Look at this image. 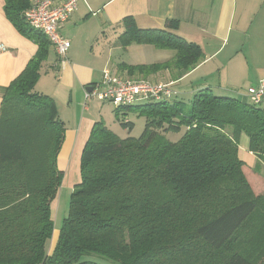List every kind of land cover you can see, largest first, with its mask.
I'll list each match as a JSON object with an SVG mask.
<instances>
[{"label": "trees", "instance_id": "trees-1", "mask_svg": "<svg viewBox=\"0 0 264 264\" xmlns=\"http://www.w3.org/2000/svg\"><path fill=\"white\" fill-rule=\"evenodd\" d=\"M35 2L5 0L4 7L38 51L0 92V264H98L85 259L91 256L115 264H264V185L250 184L240 148L246 136L256 170L264 167V108L247 95H214L210 87L196 91L184 112L177 99L126 107L145 118L139 138L93 125L68 215L47 253L67 129L55 99L36 91L53 46L26 22ZM121 25L123 49L174 52L161 63L121 65L129 76L168 72L178 81L204 58L199 45L179 36V21L141 29L129 17ZM122 123L133 130L128 119ZM181 132L176 142L165 138Z\"/></svg>", "mask_w": 264, "mask_h": 264}, {"label": "crops", "instance_id": "crops-1", "mask_svg": "<svg viewBox=\"0 0 264 264\" xmlns=\"http://www.w3.org/2000/svg\"><path fill=\"white\" fill-rule=\"evenodd\" d=\"M64 1L54 0V6ZM4 7L5 0H0V92L24 71L38 51L36 41L9 20ZM129 17L141 29H163L167 21H179V36L202 48V62L174 84L188 81L187 87L196 88L192 95L208 87L212 90L218 87L220 95H227L234 88V79H248L245 75L254 66L257 71L264 68V0H82L61 30L62 36L71 43L66 58L59 59L52 47L36 87L39 93L55 99L59 114L74 102L79 104L87 88L101 82L104 70L131 77L121 70V65L129 64L116 56L128 53L133 46L123 49L118 45L123 31L121 23ZM248 35L257 41L255 46L250 41L246 52L243 48ZM159 74L163 75L161 78L170 76L168 72ZM97 120L98 116L91 114L82 118L79 130L66 131V136H71L68 152L65 157L59 156L58 166L65 172V181L68 177L73 180L72 185L80 181L82 151ZM245 137L240 141L241 156L247 164L257 167V157L249 152V140ZM56 203H53V216ZM59 230L55 228L47 244L48 254L54 250Z\"/></svg>", "mask_w": 264, "mask_h": 264}, {"label": "rangeland", "instance_id": "rangeland-1", "mask_svg": "<svg viewBox=\"0 0 264 264\" xmlns=\"http://www.w3.org/2000/svg\"><path fill=\"white\" fill-rule=\"evenodd\" d=\"M254 35V34H253ZM250 41L253 42L255 46V41H257L255 38L251 39V35L246 36L244 48L243 51L249 52L248 48L250 46ZM259 46V44H258ZM129 52L117 54V57H121L120 59H123V62L129 65L137 66V65H151L155 63H161L169 59V57L174 56V52L172 51H161L158 49H155L151 45H136L134 44L132 48H129ZM163 52V53H161ZM253 62V61H252ZM97 64V63H96ZM110 70V69H108ZM105 71V70H104ZM103 71V72H104ZM112 71V70H110ZM43 73V72H42ZM164 73V72H163ZM45 74V73H43ZM113 74V73H112ZM115 74V73H114ZM113 74V75H114ZM118 78H122L124 80H131L133 83H148V85L156 87L158 84L163 86H171L175 84L177 81L174 77V75L165 76L161 78V74H159L158 78H155V76H152V79L149 77L147 79L137 78L136 76L131 77H124L120 75H115ZM245 76H249L248 79H245L244 77H238L237 79H234V88H230L227 95L231 98H237V99H244V93L247 95L246 91L249 87L256 86L258 84V80L264 77V68L257 71L256 67L252 68ZM263 77V78H262ZM103 74L100 77L99 81H102ZM176 81H175V80ZM45 84L49 83L47 81L44 82ZM188 81L183 82L180 85L175 86L174 88H177L179 92L173 91L176 93H180L179 95H171L170 99H163V100H154L152 98H148L147 100L141 101L139 103H136L134 105L130 106H120L117 107L113 105V103L110 102H101L97 100L96 98H92L90 101L86 100V93L84 94V98H80L81 102L78 104V102H74L71 104V106L68 108L66 107L65 112L63 111L60 113V118L65 122V126L67 131L70 133L72 131L76 132L79 130L80 123L82 121V118L91 117L92 115L98 116V120L96 122H103L105 126L110 129L116 136H118L121 139H125L127 137H134L139 138L144 129H145V118L139 117L138 115L134 113L127 112L126 107H133V106H140L144 105L149 102H162V101H174L177 99L181 103V109L184 111H188L191 107V101H192V88L187 87ZM37 87V86H36ZM94 87V86H93ZM218 87L214 88V95H220L218 93L219 90ZM39 89V88H38ZM38 89L36 88V91L38 92ZM93 90V89H92ZM92 90L90 92H92ZM40 91V90H39ZM41 92V91H40ZM175 96H178L175 98ZM60 103V102H59ZM62 106V104H61ZM65 107V105H64ZM78 107V108H77ZM116 110L119 116L116 115ZM62 111V110H61ZM119 118V119H118ZM123 119H128L134 124V128L132 131H129V129H126L122 124ZM95 122V123H96ZM184 131V130H183ZM183 135V132L179 134L169 133L165 135V138L167 140L176 142L178 141ZM70 134H67L64 146L62 147L61 154L62 157H65L67 154V147L70 143ZM246 138V137H245ZM246 163V162H245ZM246 176H247L250 184L253 183L254 186H262L264 185V167H261L260 174L257 173L256 166H250L246 163ZM257 173V174H256ZM255 174V176H253ZM70 181V182H69ZM69 177L64 180L61 188L59 189L58 197H57V208L56 212L54 213V222H55V228L60 229L63 225V221L66 219L69 211V204H70V198L73 192V185ZM254 189V188H253ZM53 210V207H52ZM51 248V242L49 243L48 247ZM86 260H91L98 264H115L110 260H107L105 258L99 257V256H91L85 258Z\"/></svg>", "mask_w": 264, "mask_h": 264}, {"label": "built area", "instance_id": "built-area-1", "mask_svg": "<svg viewBox=\"0 0 264 264\" xmlns=\"http://www.w3.org/2000/svg\"><path fill=\"white\" fill-rule=\"evenodd\" d=\"M80 1L82 0H65L62 4L54 6V0H37L24 13L28 25L47 37L61 60L66 58L71 47L70 41L62 36L61 30L77 10ZM1 48L6 51L4 46ZM171 86L158 84L153 87L146 82L133 83L131 80L118 78L107 69L103 72L102 81L92 88V92L85 93L87 101L96 98L120 107L134 105L148 98L169 99L175 94ZM246 93L253 104L264 108V78L256 86L249 87Z\"/></svg>", "mask_w": 264, "mask_h": 264}, {"label": "water", "instance_id": "water-1", "mask_svg": "<svg viewBox=\"0 0 264 264\" xmlns=\"http://www.w3.org/2000/svg\"><path fill=\"white\" fill-rule=\"evenodd\" d=\"M92 90V88H87V91L90 92Z\"/></svg>", "mask_w": 264, "mask_h": 264}]
</instances>
